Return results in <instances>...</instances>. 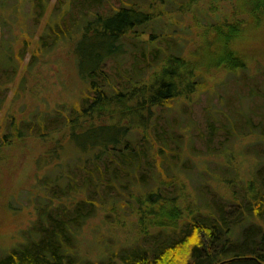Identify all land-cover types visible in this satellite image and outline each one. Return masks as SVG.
<instances>
[{"label":"trees","instance_id":"1","mask_svg":"<svg viewBox=\"0 0 264 264\" xmlns=\"http://www.w3.org/2000/svg\"><path fill=\"white\" fill-rule=\"evenodd\" d=\"M109 1L57 0L26 66L30 73L44 54L67 44L84 88L50 113L2 125L0 150L14 137L37 138L46 149L53 143L36 166L54 169L37 179L31 199L36 219L26 242L1 253L0 264H264V159L245 178L239 172L195 174L200 162L213 158L230 164L234 144L260 132L252 126L249 134L237 132L234 125L220 153L195 154L191 122L174 116L206 89L205 73L246 71L237 50L246 25L238 14L264 15V0H247L240 11L234 6L232 21L203 24L204 58L194 60L184 50L186 39L163 32L170 11L155 10L153 0H130L116 9ZM203 1L185 0L176 15H185L187 3ZM50 3L0 0L1 30L10 28L7 40L16 43L0 57V107L2 86L16 80ZM65 138L76 154L61 162ZM126 226L133 240L114 250L100 245L104 257L95 261L83 254L88 233L101 243L109 238L103 228Z\"/></svg>","mask_w":264,"mask_h":264},{"label":"rangeland","instance_id":"2","mask_svg":"<svg viewBox=\"0 0 264 264\" xmlns=\"http://www.w3.org/2000/svg\"><path fill=\"white\" fill-rule=\"evenodd\" d=\"M128 1L130 0H110L108 6L116 9L123 2ZM56 2L57 0H51L46 15L35 29L31 46L27 50L24 62L20 65L16 80L8 86V89L5 85L2 86L5 100L0 107V139L4 133L2 125L7 119L14 118L18 123L23 117L30 119L34 114L50 113L55 106L69 101L71 95H77L80 88H84L77 76L74 58L72 54H69L67 44L44 54L42 61L38 62L36 68H33L30 73L25 71ZM152 2L155 10L164 9L172 13L165 19L163 32L186 39V43L179 41L184 43V50L191 60H194L195 56L203 57L204 50L201 46L202 43L205 44L206 38H198L202 35L203 24L221 22L225 19L232 21L234 6L238 8L236 11H240L241 3L248 4L247 0H205L197 6H192L188 4V1L182 11H185L183 13L185 15L181 17L176 15V12L182 9L183 5L182 7L179 5L185 0H179L178 5L171 8H166L169 6L167 3L163 5L165 0ZM191 10H195L193 16H191ZM238 17L246 25L242 29V43L237 49L242 55L241 61L247 67L246 71L231 74L220 67L213 72L205 73L206 89L197 94L193 102L181 107L182 109L177 107L181 110L179 109V114L175 110L174 116L184 123L191 122L193 128L190 131L193 134L192 144L195 154L209 150L215 155L220 153L224 143L232 140L230 131H233L234 125L237 132L249 134L250 126H252L255 132L260 133L254 135L251 133L245 140L234 144L232 147L234 157L230 160V164L222 156L204 161V164L197 163L199 165L195 170L197 176L218 178L221 172L222 175L225 174L224 176L228 173L232 176L239 172L238 176L245 178L255 170L253 168L259 160L264 159V138L260 137L261 133H264V15L259 13L258 16L252 17L253 23L248 13L238 14ZM157 20L159 21L156 25L161 28L162 17ZM143 36L145 39L148 38V35ZM1 38L6 40L13 38L10 28L3 31L0 27ZM14 43L15 41L12 40L3 41L0 44V57L5 56L9 50H13L16 44ZM200 47L201 50H199ZM15 60L17 63V58ZM128 61L122 60L126 64ZM22 77L26 83L23 86L20 85ZM227 137L230 139H226ZM50 148H53V143L50 144ZM49 149H46V146L37 138L21 141L14 137L11 143H5L0 150V254L24 244L27 240V231L36 219L35 204L31 202V199L32 195L38 192L37 179L54 169L49 167L41 172L36 166V160L40 157L44 158ZM60 154L61 162L73 159L76 154V149L67 138L63 140V149ZM218 190L222 193L226 191L222 185L218 186ZM103 233L109 237L108 240L100 243L95 242L94 239L93 243L90 232L87 235L88 241L82 246L83 254L92 261L104 257V251L99 248L100 245L103 247L106 244L107 250H114L133 240L135 236L131 227L128 226L124 229L118 228L117 231L103 228ZM184 258L179 262L182 263Z\"/></svg>","mask_w":264,"mask_h":264}]
</instances>
